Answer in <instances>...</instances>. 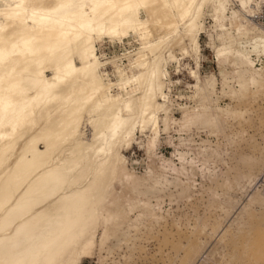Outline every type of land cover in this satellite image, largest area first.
I'll return each instance as SVG.
<instances>
[{"label":"bare ground","instance_id":"6f19581e","mask_svg":"<svg viewBox=\"0 0 264 264\" xmlns=\"http://www.w3.org/2000/svg\"><path fill=\"white\" fill-rule=\"evenodd\" d=\"M228 1L0 0V13L27 6L18 18L0 15V264H79L93 253L100 227L102 247L122 225L129 187L141 196L157 191L164 174L150 168L135 175L120 148L147 123L157 133L161 111L164 130L170 127L168 59L178 61L177 45L199 67L206 6L225 30L213 47L218 58L252 65V55L264 57L261 0H237L230 17ZM130 35L140 42L131 71L114 56L104 76L97 41ZM191 73L198 75L197 69ZM257 74L247 80L257 84ZM197 116L189 110L183 126ZM160 167L178 172L169 158ZM116 182L124 185L119 193ZM134 208L155 215L142 199L130 202L127 213Z\"/></svg>","mask_w":264,"mask_h":264},{"label":"rangeland","instance_id":"374dc122","mask_svg":"<svg viewBox=\"0 0 264 264\" xmlns=\"http://www.w3.org/2000/svg\"><path fill=\"white\" fill-rule=\"evenodd\" d=\"M237 3L228 1L229 17ZM203 21L199 67L177 45L173 55L178 61L168 59L170 127L164 130L166 115L161 111L157 133L147 123L129 146L120 148L135 175L145 176L150 168L164 174L160 187L144 196L129 187L122 225L102 247L100 227L93 253L79 264H264V57L252 55V65L232 56L218 58L213 47L225 30L215 23L211 5ZM223 23L229 27L228 20ZM231 31L236 33L235 28ZM122 39L105 36L97 41L104 76L114 56L120 57L125 72L131 71L128 64L140 42L132 35ZM127 52L130 56L123 55ZM196 69L194 77L191 71ZM255 70L257 84L247 80ZM212 81L214 86H208ZM192 109L198 118L184 127ZM84 123L90 135L87 117ZM153 140L155 145L147 150ZM162 158L171 159L178 172L161 169ZM123 186L116 182V192ZM140 199L151 204L155 215H139L138 207L127 213L128 204Z\"/></svg>","mask_w":264,"mask_h":264},{"label":"snow or ice","instance_id":"6c2138e0","mask_svg":"<svg viewBox=\"0 0 264 264\" xmlns=\"http://www.w3.org/2000/svg\"><path fill=\"white\" fill-rule=\"evenodd\" d=\"M68 6H73V5H68ZM97 6L98 7H108V5H97ZM26 7L27 6L24 5L23 3L16 4L15 5V10L8 11L7 14L0 13V15H4V16L8 17L9 19L18 18L21 15L20 11H18V10H20V9L26 10ZM61 7H66V6L65 5H61ZM111 7H117V5H112ZM36 15H37V13L34 11L32 13V16L35 17Z\"/></svg>","mask_w":264,"mask_h":264},{"label":"built area","instance_id":"2783aa9c","mask_svg":"<svg viewBox=\"0 0 264 264\" xmlns=\"http://www.w3.org/2000/svg\"><path fill=\"white\" fill-rule=\"evenodd\" d=\"M257 20L259 22H261L262 25L264 26V0H261L260 14H259Z\"/></svg>","mask_w":264,"mask_h":264}]
</instances>
